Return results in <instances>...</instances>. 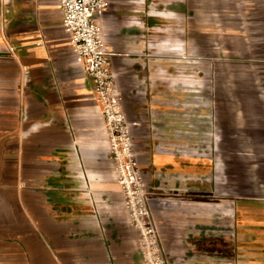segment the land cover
<instances>
[{"label":"crops","instance_id":"0c3cea01","mask_svg":"<svg viewBox=\"0 0 264 264\" xmlns=\"http://www.w3.org/2000/svg\"><path fill=\"white\" fill-rule=\"evenodd\" d=\"M101 24L166 263L264 264L206 85L264 66V0H109ZM115 167L57 1L0 0V264H143Z\"/></svg>","mask_w":264,"mask_h":264},{"label":"built area","instance_id":"2783aa9c","mask_svg":"<svg viewBox=\"0 0 264 264\" xmlns=\"http://www.w3.org/2000/svg\"><path fill=\"white\" fill-rule=\"evenodd\" d=\"M62 26L72 51L93 83L96 101L104 120L109 153L114 160L117 183L124 196L130 223L140 231L143 264H167L147 204V189L132 144L131 130L122 96L111 71L101 17L109 0H56Z\"/></svg>","mask_w":264,"mask_h":264},{"label":"rangeland","instance_id":"374dc122","mask_svg":"<svg viewBox=\"0 0 264 264\" xmlns=\"http://www.w3.org/2000/svg\"><path fill=\"white\" fill-rule=\"evenodd\" d=\"M216 71L206 85L222 136L221 192L264 197V66L221 65Z\"/></svg>","mask_w":264,"mask_h":264}]
</instances>
